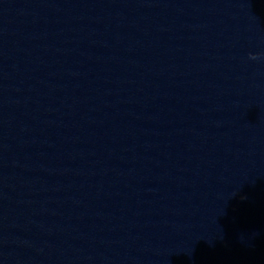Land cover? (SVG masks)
<instances>
[{"label":"water","instance_id":"1","mask_svg":"<svg viewBox=\"0 0 264 264\" xmlns=\"http://www.w3.org/2000/svg\"><path fill=\"white\" fill-rule=\"evenodd\" d=\"M0 264H264V0H0Z\"/></svg>","mask_w":264,"mask_h":264},{"label":"clouds","instance_id":"2","mask_svg":"<svg viewBox=\"0 0 264 264\" xmlns=\"http://www.w3.org/2000/svg\"><path fill=\"white\" fill-rule=\"evenodd\" d=\"M261 58V54H253V53H250L249 54V59H251V60H258V59H260Z\"/></svg>","mask_w":264,"mask_h":264}]
</instances>
